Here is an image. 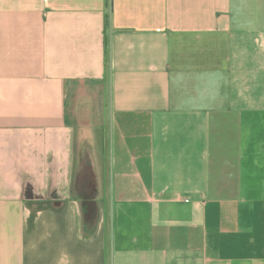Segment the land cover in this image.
<instances>
[{"label":"crops","instance_id":"1","mask_svg":"<svg viewBox=\"0 0 264 264\" xmlns=\"http://www.w3.org/2000/svg\"><path fill=\"white\" fill-rule=\"evenodd\" d=\"M0 264H264V0H0Z\"/></svg>","mask_w":264,"mask_h":264}]
</instances>
